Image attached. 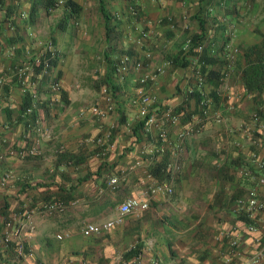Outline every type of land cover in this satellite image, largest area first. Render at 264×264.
Instances as JSON below:
<instances>
[{"label":"crops","instance_id":"crops-1","mask_svg":"<svg viewBox=\"0 0 264 264\" xmlns=\"http://www.w3.org/2000/svg\"><path fill=\"white\" fill-rule=\"evenodd\" d=\"M71 1L78 9L70 14L63 0H55L48 12L43 0H0V211L6 213L0 214V264H240L258 243L245 230L247 220L233 200L252 187L264 199V185L257 183L264 178V117L259 114L264 93L260 99L244 88L241 52L226 68L221 44L227 35L241 50L256 43L254 19L225 15L229 0H135V17L128 16L126 0H105L115 17L106 37L97 0ZM199 22L204 50L214 60L209 67L226 74L214 92L219 121L199 117L193 122L195 132L181 147L171 195L153 196L146 210L126 214L121 224L99 234H81L83 224L111 219L118 203L140 197L150 182L139 153L143 135L136 140L132 133L139 120L131 103L138 76L161 68L144 85L153 98L151 107L179 111L182 125L196 116V111L191 116V103L178 110L184 90L193 88L191 67L171 60L186 35L200 32ZM140 30L147 32L144 39ZM32 38L52 39L57 50L51 71L62 97L52 105L44 79L32 87L13 73L28 57ZM120 49L141 60L142 68H129L119 78L113 68ZM96 75L100 80L108 76L112 84L113 110L102 117L89 111L92 105L103 106ZM213 88L205 84L203 89ZM25 90L36 94L37 135L26 129L30 116L19 114ZM175 130L169 128L170 137ZM35 137L36 155L8 152L27 147ZM166 151L163 160L172 153ZM245 170L251 175H243ZM153 175L162 178L160 171ZM51 201L61 208L44 212ZM253 224L262 235L264 210ZM219 233L222 238L215 240ZM232 239L239 256L228 246ZM17 245L23 248L20 256L14 252Z\"/></svg>","mask_w":264,"mask_h":264},{"label":"built area","instance_id":"built-area-1","mask_svg":"<svg viewBox=\"0 0 264 264\" xmlns=\"http://www.w3.org/2000/svg\"><path fill=\"white\" fill-rule=\"evenodd\" d=\"M222 4L225 0H217ZM133 12L135 10H132ZM168 26L173 28V23L168 21ZM182 29H186L185 24L181 26ZM32 36V33H29ZM147 35L145 30H140L138 36L144 39ZM191 44V35H186L183 39L181 45L178 48V51L185 52L188 50ZM204 42L201 40L199 44L195 47L196 52H200L204 48ZM56 48L50 39H38L32 38V47L31 51L28 54V57L24 63L17 67L13 71L16 80L21 84L29 83L32 87L36 86L41 79L45 80V86L48 89L47 97L52 100V102L59 101L60 94V82L56 78L55 74L51 71V62L56 56ZM221 51L224 53V60L226 62V68L231 67L236 55L238 54V48L236 45H233L230 39H226L221 44ZM145 58L150 57L149 52L144 53ZM191 67V78L193 80V85L195 86L196 91L200 94L198 100V108L196 116L192 112L191 116L193 117L188 122L182 125L181 114L179 111H173L170 108L159 109L156 107H151L153 104V98L145 91L144 85L147 80H152L154 76L162 72L161 68H156L152 74H141L137 78L138 86L136 88L134 96L131 98V103L136 106V113L139 117V120H142V135L143 141L139 146V153L144 160V168L142 170L144 179L150 181L145 189L142 191L140 197L129 198L125 201H122L116 205L115 214L111 219L103 221L101 223L87 222L81 227V234L87 236L90 234H99L105 230L110 229L111 227L121 224L123 217L131 212H140L146 210L149 205V200L155 195L168 196L172 194V185L171 180L175 173L180 169V150L183 145V142L186 137L191 136L195 130L193 122L198 123V118L202 117L204 119H212L214 121H219L220 116L218 111L213 107V102L211 98L207 95V92L204 91V75L205 71L201 73L200 68L197 65V56L192 57ZM203 64V62H202ZM143 66L141 60H132L128 55L123 54L118 57L117 63L115 65V73H117L119 78H122L129 68L133 70H140ZM226 76L225 73H222V78ZM32 79V80H30ZM194 89L187 88L184 90V93H190ZM31 95V104L28 108L25 109V115L30 114L33 111L35 102L37 100L36 94L30 91ZM98 93L101 97V102L103 106L92 105L89 108L90 114L96 117H102L106 113L113 110V96L110 91V86L108 84H101L98 89ZM82 114V110L80 111ZM34 125L32 126L33 131L36 135L39 133V128L36 125V120H34ZM170 127H175L173 137H170L168 130ZM31 128V129H32ZM101 139H97V142H100ZM38 138L32 139V143L29 147L21 148L20 150L14 151L8 149L10 154L14 153L18 157L33 156L37 154L38 147ZM170 149L172 153L167 155V159L163 160V156L166 155L167 151ZM160 164V169L162 173V178L157 180L152 171V166ZM263 167V165H260ZM131 167L128 169L130 170ZM132 169V168H131ZM245 176H250L251 172L245 170L242 172ZM116 181L115 177L109 179V183H114ZM258 185H264V178L259 177L257 179ZM233 204L238 212L242 213L246 218L247 223L245 230L249 233L254 234V239L256 240L257 247L254 251L248 256L244 257L240 264H264V233L262 235L258 234L257 228L253 224L256 219V214L264 210V199L257 196L256 187H252L246 191L244 196L235 197ZM61 208V203L58 201H51L46 204L43 208V211L50 213L54 210ZM235 232V230H233ZM223 233L217 234L214 237L215 240L221 239ZM57 238H61V235H56ZM229 248H231L232 253L236 256L240 255L239 250L237 249V243L235 239L229 240ZM17 256H20L23 253V248L21 245H17L14 250ZM137 261V257H135ZM153 264H157L154 262Z\"/></svg>","mask_w":264,"mask_h":264},{"label":"trees","instance_id":"trees-1","mask_svg":"<svg viewBox=\"0 0 264 264\" xmlns=\"http://www.w3.org/2000/svg\"><path fill=\"white\" fill-rule=\"evenodd\" d=\"M55 1V0H54ZM53 0H43V4L45 7L46 12H48V6L50 4H52L54 2ZM63 4L64 6L69 7L70 9V14L71 13H75L76 10L78 9V6L72 2L71 0H63ZM98 6H99V10L100 13L102 15V18L104 20V29H105V33H106V37L107 34H109V32L111 31L110 28L113 26L111 25V23L113 22V20H115L114 15H112L110 12H108L106 5H105V0H97ZM126 5H127V11H128V16L131 17H135L138 13V9H137V5L135 3V0H126ZM132 10H135L134 12ZM64 21V20H63ZM62 22H60V24H58V27L62 26ZM109 24H110V28H109ZM113 24V23H112ZM199 29L200 32L199 33H195L193 35H191V44L188 48L187 51L185 52H181L178 51V53L176 54V56L171 60V63L175 66H179V67H190L192 65V57L194 55L197 56L198 60H197V65L200 68L199 70L202 72L205 71V75H204V83L205 84H212V86L214 87L213 89H211L210 91L207 92V95L211 98L212 102L214 103L216 101V94L215 92V88L218 87V85L220 84V79L222 77V72L219 70H215L214 68H210L209 64L211 62H213V58H210L206 55V50H204V48L200 51V52H196L195 47L197 46V44L200 43V41L204 38V29H203V23L199 22ZM51 42L53 43L52 39H50ZM242 53V58H243V68H242V80H243V85L244 88L246 90H250V91H254L256 93V95L258 97H260L261 99V93H264V32L260 34V39L256 42V43H252L249 44L248 46H246L244 49L241 50ZM119 56L126 54L128 55L131 59V55L128 54V52L124 51V50H119ZM118 56V57H119ZM118 60V58H117ZM117 60L115 61V65L117 63ZM137 60V59H136ZM55 61L56 59L54 58L51 62V68L55 65ZM203 62V64H202ZM115 65H114V72H115ZM58 74V73H57ZM56 78H58L57 75H55ZM103 82L104 84H108V86L112 87V84L109 83L108 81V76L105 75V77H103V79L100 81ZM204 84V86H205ZM204 88V87H203ZM193 91L190 93H185L183 94V98L181 100V105L178 108L179 109H188L189 108V103H191L193 110L192 112L197 111L198 108V100H199V96L200 94L196 91L195 86L193 85ZM205 91V90H204ZM31 93L27 90L24 91V94L22 96V100L21 103L19 105V114L22 115L25 111L26 108H28L31 104ZM112 96H113V92H111ZM62 97L61 94V90H60V94H59V99ZM259 99V100H260ZM53 103L56 102H52V100L50 98H47V104L48 105H52ZM261 103V102H258ZM263 105V104H262ZM260 113L262 115V117H264V107H260ZM25 115V114H24ZM25 116H30L31 120L30 122H26V129H29V127L32 128V126L34 125V120H35V116H34V112H30V114L25 115ZM32 123V126H30V124ZM142 120H138L137 123L134 124V126L132 127V133L135 136V139H139L140 137H142ZM27 131V130H26ZM32 143V140L29 142V144H27L26 146L29 147L30 144ZM160 164H157L155 166H152L151 171L152 173H155L156 171H161L160 169ZM85 177L83 176V179ZM6 206H2L3 211L5 210ZM1 209V210H2ZM1 212V211H0ZM1 215L5 216V214L3 212L0 213ZM134 253H137V249L134 250Z\"/></svg>","mask_w":264,"mask_h":264},{"label":"rangeland","instance_id":"rangeland-1","mask_svg":"<svg viewBox=\"0 0 264 264\" xmlns=\"http://www.w3.org/2000/svg\"><path fill=\"white\" fill-rule=\"evenodd\" d=\"M238 2L239 6L242 8V10H238L236 3ZM254 7V11L251 12L249 9ZM239 7V8H240ZM224 14L229 15L231 17H234L235 19H244L246 21H249L248 18H252V21L254 19L256 25L255 35L260 39V34L264 32V0H242L240 3V0H229L226 8L224 9ZM252 16V17H251ZM248 19V20H247ZM227 39H229V35L226 36ZM231 39V38H230ZM238 48V54L241 52V48L237 46ZM97 84L100 86L101 84H104L103 82H100V77L95 76ZM98 88V86H97Z\"/></svg>","mask_w":264,"mask_h":264}]
</instances>
